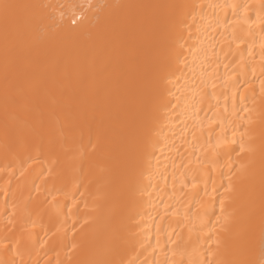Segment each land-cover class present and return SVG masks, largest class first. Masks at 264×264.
<instances>
[{"label": "bare ground", "instance_id": "1", "mask_svg": "<svg viewBox=\"0 0 264 264\" xmlns=\"http://www.w3.org/2000/svg\"><path fill=\"white\" fill-rule=\"evenodd\" d=\"M0 2V264H264V0Z\"/></svg>", "mask_w": 264, "mask_h": 264}, {"label": "snow or ice", "instance_id": "2", "mask_svg": "<svg viewBox=\"0 0 264 264\" xmlns=\"http://www.w3.org/2000/svg\"><path fill=\"white\" fill-rule=\"evenodd\" d=\"M12 7H14V5L0 2V11H2L5 16L7 15L8 10Z\"/></svg>", "mask_w": 264, "mask_h": 264}]
</instances>
